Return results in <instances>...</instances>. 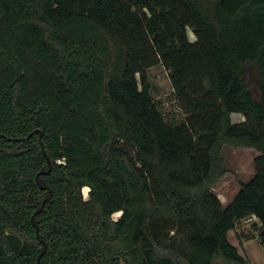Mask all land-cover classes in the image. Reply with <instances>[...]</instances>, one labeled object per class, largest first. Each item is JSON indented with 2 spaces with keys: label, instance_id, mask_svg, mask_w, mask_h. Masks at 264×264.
<instances>
[{
  "label": "trees",
  "instance_id": "16d2710c",
  "mask_svg": "<svg viewBox=\"0 0 264 264\" xmlns=\"http://www.w3.org/2000/svg\"><path fill=\"white\" fill-rule=\"evenodd\" d=\"M225 144L260 152L226 205ZM246 217L264 245V0H0V264H246Z\"/></svg>",
  "mask_w": 264,
  "mask_h": 264
},
{
  "label": "rangeland",
  "instance_id": "374dc122",
  "mask_svg": "<svg viewBox=\"0 0 264 264\" xmlns=\"http://www.w3.org/2000/svg\"><path fill=\"white\" fill-rule=\"evenodd\" d=\"M191 38L194 39L192 33ZM152 84V95L168 124L176 125L185 119V113L179 106L169 71L163 64H157L149 70ZM236 120L243 116L234 115ZM260 152L254 147L234 146L225 144L223 148L224 167L226 173L216 182L214 192L224 205L228 204L241 185L248 182L255 174V158ZM87 195L88 188L84 189ZM121 213L115 214L116 217ZM257 218L246 217L236 224L229 232L230 241L236 245L244 256L246 264H264V245L260 242L257 229ZM213 264H239L229 261L222 256L215 258Z\"/></svg>",
  "mask_w": 264,
  "mask_h": 264
},
{
  "label": "water",
  "instance_id": "95a60500",
  "mask_svg": "<svg viewBox=\"0 0 264 264\" xmlns=\"http://www.w3.org/2000/svg\"><path fill=\"white\" fill-rule=\"evenodd\" d=\"M32 135V133L29 135V136H31ZM45 154H46V156H47V159L49 160V156H48V154L45 152ZM51 164V163H50ZM48 171H50V170H48ZM44 203H45V201H44ZM39 211V210H38ZM262 231H263V225H260V232L259 233H262Z\"/></svg>",
  "mask_w": 264,
  "mask_h": 264
}]
</instances>
